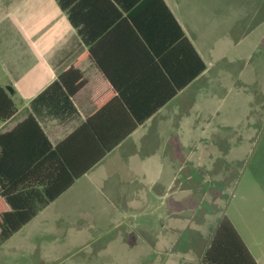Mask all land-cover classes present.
<instances>
[{"label":"crops","instance_id":"1","mask_svg":"<svg viewBox=\"0 0 264 264\" xmlns=\"http://www.w3.org/2000/svg\"><path fill=\"white\" fill-rule=\"evenodd\" d=\"M206 1L213 7L206 9V32L185 14V0L16 4L15 30L3 33L9 42L0 46V87L14 89L16 112L0 122V135L32 119L51 148L44 152L31 141V159L19 158L15 166H38L39 176L58 175L62 184L74 181L53 201L39 183L22 189L36 213L0 244V264H17L22 249L39 241L56 246L52 238H67L65 247L84 248L87 257L94 247L90 255L98 260L119 241L114 229L125 222L139 228L136 216L148 222L139 260L207 264L217 229L229 217L204 209L209 177L196 178L211 163L194 155L214 141L224 84L236 71L241 77L243 60L228 54L249 27L248 49L264 52V0ZM227 2L229 9L222 6ZM260 58L252 69L256 81L263 77ZM25 131L37 130L31 124ZM21 146L12 142L10 149ZM2 151L0 145V157ZM210 189L211 206L223 202L224 192ZM240 237L256 264H264L263 250L254 252Z\"/></svg>","mask_w":264,"mask_h":264},{"label":"rangeland","instance_id":"2","mask_svg":"<svg viewBox=\"0 0 264 264\" xmlns=\"http://www.w3.org/2000/svg\"><path fill=\"white\" fill-rule=\"evenodd\" d=\"M19 1L0 0V46L9 42L2 39L5 36L3 33L15 30L14 9ZM185 3H190L185 14L191 19L194 16L200 31L206 32V9H212L211 4L206 0H199L195 7L191 5L192 0H185ZM222 6L229 9L228 2ZM219 8L221 11L215 12L216 17L222 13L223 8ZM252 29H247L242 43L234 46L228 54V59L238 55L243 60L240 65L241 77L237 76L239 71H236V76L233 75L224 84L228 86V92H224L217 102L214 141L207 144L205 151H196L194 158L211 163L203 168L205 173L196 178L202 181L209 177L210 182L205 185L208 190L201 195L204 209L211 213L223 210L251 249L256 252L255 246H259L264 256V71L263 77L256 81L252 70L257 59L261 57L260 61L263 58L264 62V52L257 55L253 47L248 49ZM210 36L215 37V33L210 32ZM250 56H254V59ZM214 179L216 181L212 182ZM212 186L216 187L214 193L219 190L224 192L223 202L213 206L209 201L213 195ZM132 221L138 223L139 228L134 230L131 223L125 222L129 228L127 232H131L124 237L122 229L126 227L121 231L114 229L119 241L112 248H103L98 260L90 255L94 247L87 249V257L82 251L84 248L65 247L67 238H52L49 243L53 241L56 246L39 241L36 248H23L17 264H149L148 256L146 262L143 258L138 259V255L143 253L141 244L147 234L143 227L148 222L143 216H136ZM156 254L158 252L152 250L153 259L158 262Z\"/></svg>","mask_w":264,"mask_h":264},{"label":"trees","instance_id":"3","mask_svg":"<svg viewBox=\"0 0 264 264\" xmlns=\"http://www.w3.org/2000/svg\"><path fill=\"white\" fill-rule=\"evenodd\" d=\"M14 94L13 88L0 87V122L9 120L15 114L16 107L12 99ZM32 122L33 120L29 119L16 131L0 135V145L3 149L0 157V244L20 231L35 216L33 203L26 193L22 192V189H26L27 186L30 188L32 183H39L44 187L48 200L53 201L74 181L72 178L62 184L58 175L39 176L38 166L35 168L30 165L15 166L14 162L19 158L31 159V146L29 145L31 141L39 146L44 145V148L46 147L44 152L51 148L41 128ZM31 124L37 131L25 135L26 128H29ZM12 142H24L25 148L21 146L17 149H10ZM205 262L207 264H256L234 225L226 217L217 229Z\"/></svg>","mask_w":264,"mask_h":264}]
</instances>
